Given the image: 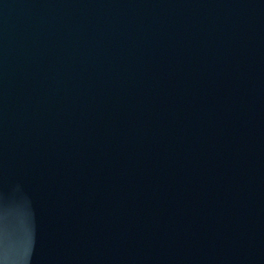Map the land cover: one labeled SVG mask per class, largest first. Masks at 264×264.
Segmentation results:
<instances>
[{
    "label": "water",
    "instance_id": "obj_1",
    "mask_svg": "<svg viewBox=\"0 0 264 264\" xmlns=\"http://www.w3.org/2000/svg\"><path fill=\"white\" fill-rule=\"evenodd\" d=\"M0 264H264V0H0Z\"/></svg>",
    "mask_w": 264,
    "mask_h": 264
}]
</instances>
